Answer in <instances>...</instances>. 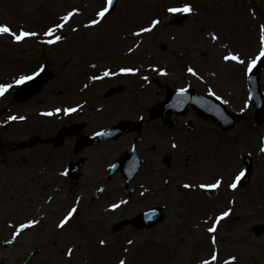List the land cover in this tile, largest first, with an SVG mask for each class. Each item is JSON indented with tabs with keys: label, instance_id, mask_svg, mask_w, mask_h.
Returning a JSON list of instances; mask_svg holds the SVG:
<instances>
[{
	"label": "rangeland",
	"instance_id": "rangeland-1",
	"mask_svg": "<svg viewBox=\"0 0 264 264\" xmlns=\"http://www.w3.org/2000/svg\"><path fill=\"white\" fill-rule=\"evenodd\" d=\"M185 5L192 12L169 11ZM107 6L0 0V25L36 33L20 42L0 35V85H11L0 95V264H264V122L254 121L247 81L254 60L264 66V0H119L99 16ZM42 70L51 75L42 92L18 103L14 91L28 80L16 81ZM260 86L264 93V70ZM112 87L122 92L107 97ZM166 87L214 94L241 118L221 131L190 110L169 130L148 111ZM139 119L143 166L129 195L108 166L136 133L78 155V136L50 143L62 126L83 123L80 136ZM76 159L77 181L65 176ZM152 206L162 207L159 223L124 225Z\"/></svg>",
	"mask_w": 264,
	"mask_h": 264
},
{
	"label": "water",
	"instance_id": "water-1",
	"mask_svg": "<svg viewBox=\"0 0 264 264\" xmlns=\"http://www.w3.org/2000/svg\"><path fill=\"white\" fill-rule=\"evenodd\" d=\"M117 0H112L111 6H109L107 13H110L111 10H113V7H115ZM263 67L258 66L253 70V72L250 74L249 77V84H250V95L252 102L254 103V106L256 108V115L255 118L259 123H262L264 120V99L262 92L260 91V75L262 74ZM38 78L41 80H33L31 83H27L20 87V89L16 92L15 96L17 100L19 101H25L29 99L31 96L38 93L40 90L42 91L43 84H45L50 78L51 75L47 72L39 74ZM121 89H112L109 91L108 95H113L115 92H120ZM168 97L167 101L160 104L159 107L161 110L157 111V115H163L164 114V108L171 104L173 105V110L177 112L184 113L186 112L188 106L193 105L195 109H197L200 117L202 116L203 119L212 117L213 120L220 125L223 129H229L231 126H233V122L238 119V117L231 115L225 111V107L212 95L208 97L199 96L193 91H174L169 89L168 90ZM178 104V106H177ZM154 113V112H153ZM132 125V123H126V122H120L116 124L114 127L107 130V132H102L100 134H96L92 137H82L78 140L76 145V152L82 150L88 145L97 144V142L105 141V140H111V139H117L121 137L122 135L128 133L129 127ZM137 126H140V123L136 124ZM139 128V127H138ZM83 129V125H75L71 127H65L62 128L56 138L54 137L53 141L56 146H59L63 139L66 136L70 135H76L80 130ZM139 131V129H138ZM137 146L134 145V148L132 151L127 153V157L123 161L117 162L112 168H111V175H113L118 169H121L122 172L126 176L127 183L133 178L134 174L139 170L141 166V162L137 156ZM248 163H250V160L248 159ZM82 165V162H78L77 164H71V174L73 178H76L77 173L80 169V166ZM250 169V168H248ZM110 175V176H111ZM246 180H244V183ZM243 183V184H244ZM161 209L155 208L150 211H147L145 213H142L140 216H138L134 222L139 227L143 226H152L158 223V221L161 218Z\"/></svg>",
	"mask_w": 264,
	"mask_h": 264
},
{
	"label": "snow or ice",
	"instance_id": "snow-or-ice-1",
	"mask_svg": "<svg viewBox=\"0 0 264 264\" xmlns=\"http://www.w3.org/2000/svg\"><path fill=\"white\" fill-rule=\"evenodd\" d=\"M108 2V5L111 6L112 4V0H107ZM192 7L190 5H185L183 8H170L169 11L172 12V13H181V12H184V13H190L192 12ZM108 11L107 8L101 10L98 15L101 16V17H104L105 13ZM72 15V13H69L67 16L63 17L64 20H68L70 18V16ZM97 23L96 20H92L91 21V24L92 25H95ZM159 23V20H155L152 22L153 26H155L156 24ZM57 27L59 28H62L63 27V24H59L57 25ZM151 29H142V31H150ZM52 29H49V32H48V35H51L52 34ZM3 34H8V35H11L17 42H20V41H23L26 37H30V36H34L36 35V33L34 32H29V31H24V30H21L19 34H17L15 31H13L9 26L7 25H0V35H3ZM56 41H59L61 39L60 36H56ZM53 41L49 40L48 43H52ZM261 55L264 56V51L261 52ZM225 59H233V60H236L238 59V57H235V56H231V57H225ZM241 63H243V61H240ZM256 64V61L254 60L253 61V66H255ZM122 71L124 72H133L135 71L134 69H131V68H125V69H122ZM189 72H192L193 69L189 68L188 69ZM106 75L108 73H105ZM32 79L31 76H22L19 80L16 81L17 84H21L23 83L24 81L26 80H30ZM11 87V85H0V95H3L4 92H6L9 88ZM183 91V90H182ZM59 111V110H57ZM68 112H72L74 111V109H67ZM20 117H10V119L12 120H15V119H18ZM241 175H243V173H241ZM240 177H237V180H239ZM219 181H217L216 183L214 184H208V185H200L201 188H216L218 187L219 185ZM185 187H190L189 185H185ZM231 187L235 188L236 187V184H232ZM113 207H115V205H113ZM76 210L73 208L71 210V212H69L68 214V217H65L64 220L61 221L60 223V227H63L64 224L67 222V219L71 217V215L75 212ZM225 216L228 215V213H224ZM31 223L35 224L36 221H32ZM212 231H215V229H211ZM101 243H104V241H101ZM129 243H131V241H129ZM69 255H71V251H69ZM233 260L235 258H232ZM120 264H125V261L124 260H121L120 261Z\"/></svg>",
	"mask_w": 264,
	"mask_h": 264
}]
</instances>
